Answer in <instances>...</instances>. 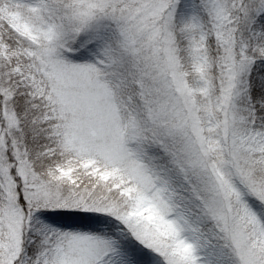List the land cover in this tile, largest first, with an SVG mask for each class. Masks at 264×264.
Wrapping results in <instances>:
<instances>
[{"label": "snow or ice", "instance_id": "6c2138e0", "mask_svg": "<svg viewBox=\"0 0 264 264\" xmlns=\"http://www.w3.org/2000/svg\"><path fill=\"white\" fill-rule=\"evenodd\" d=\"M0 264H264V0H0Z\"/></svg>", "mask_w": 264, "mask_h": 264}]
</instances>
